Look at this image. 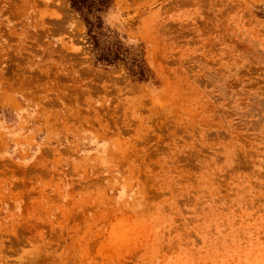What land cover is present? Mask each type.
I'll return each instance as SVG.
<instances>
[{"label":"rangeland","instance_id":"1","mask_svg":"<svg viewBox=\"0 0 264 264\" xmlns=\"http://www.w3.org/2000/svg\"><path fill=\"white\" fill-rule=\"evenodd\" d=\"M88 1L0 0V264H264V0Z\"/></svg>","mask_w":264,"mask_h":264},{"label":"trees","instance_id":"2","mask_svg":"<svg viewBox=\"0 0 264 264\" xmlns=\"http://www.w3.org/2000/svg\"><path fill=\"white\" fill-rule=\"evenodd\" d=\"M88 2H89L88 0H71L72 8L76 10L77 12H79L81 15H83L86 18L88 25H90L89 19L87 18L90 14V10L85 11L87 10L85 6H86V3ZM102 2H106V0H103Z\"/></svg>","mask_w":264,"mask_h":264}]
</instances>
